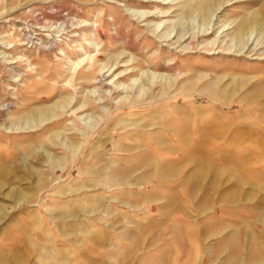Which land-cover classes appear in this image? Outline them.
<instances>
[{"label":"rangeland","instance_id":"rangeland-1","mask_svg":"<svg viewBox=\"0 0 264 264\" xmlns=\"http://www.w3.org/2000/svg\"><path fill=\"white\" fill-rule=\"evenodd\" d=\"M205 2L0 0V155L30 167L0 187L29 198L0 199V252L227 264L246 227L264 257V32L234 35L264 0Z\"/></svg>","mask_w":264,"mask_h":264},{"label":"bare ground","instance_id":"bare-ground-1","mask_svg":"<svg viewBox=\"0 0 264 264\" xmlns=\"http://www.w3.org/2000/svg\"><path fill=\"white\" fill-rule=\"evenodd\" d=\"M209 1L210 0H208V1L206 0V2L204 3V7L208 6ZM144 15H146V13L140 14L141 17H143ZM141 17H140V19H141ZM257 27L260 28V30H262L264 32V13H262V14L261 13H255V14H252L251 16H249L248 18L244 19L236 28V34H234L235 39L236 40H244V44H247L248 42H250V40H252L253 33L257 29ZM256 86H257V90H255L250 95L252 97V99H254V100H257L264 95V89H263L264 85L262 86V89L259 87L260 84L255 85V87ZM244 99L247 100V97H245ZM261 108H259V109H261ZM2 110H3V106H0V111H2ZM45 111H46L45 109H39V110L33 111L32 114L38 116L39 114L42 115ZM34 112H35V114H34ZM38 123H40V122H36L35 124L39 125ZM263 123H264V119H263ZM225 126H228V125H225ZM220 127H223V125H221ZM17 129H19V128H17ZM217 131L218 130H210L209 132L207 131L206 136H219L221 131H218V132ZM263 134H264V132H263ZM243 136H245V134ZM261 137L264 138V135H261ZM238 139H239V137H238ZM233 140H234V138H233ZM28 153H29L30 158H32V159L35 158L34 153L31 150H29ZM9 158L10 157H8V156L0 155V187H2V188H4L6 185L11 184V182H12V180L10 179L11 173L16 172L17 170H24V171L30 172V167L27 164V162L21 164L20 162H18L19 160H16L15 158H13L15 160H13V159L9 160ZM219 173H221V172H219ZM220 178H222V177H220ZM5 198L9 202L12 203V206H10L11 209L15 208L16 205H19L21 203H25L29 200L28 195L26 193H24L22 191H18L14 187L10 188V191H8L5 195L3 193V195L1 196L0 199L4 200ZM224 200H226V199L225 198L221 199V201H224ZM219 202H220V199H219ZM200 205H202V204H200ZM10 207L8 204L0 203V224L3 223L6 216L8 215V211H10ZM201 209H204V207ZM205 209H207V208H205ZM196 210H198V207ZM201 211L202 210H200V213H201ZM197 213H198V211H197ZM261 232H262V238L261 239H264V229L261 230ZM219 233H221V229H215L214 230L213 228H210L209 231H207V236L217 235ZM24 237H25V235H24ZM248 240L251 242H247ZM249 243H252V244L249 246L248 245ZM260 243H261L260 239L257 238V235L253 231L252 232L248 231V228L245 227L239 231L237 237L235 236L234 238H231V240L227 242V246L222 241L216 248L215 256L217 257L220 254H222L223 252L228 250V251H232V253L234 252V254H231L232 255L231 257H233V262H229V263L227 262V264H237V263L238 264H242V263H244V264H256V263H259L260 260H262L264 258V257H262L263 249H262V247H260ZM24 249L27 251L28 246H24L23 250ZM249 249H250V253H249V257L247 258L246 256H244V254ZM26 261H27V259L25 258L24 253H22V248H14L13 253H11L9 255L0 252V264H23V263H27Z\"/></svg>","mask_w":264,"mask_h":264},{"label":"crops","instance_id":"crops-1","mask_svg":"<svg viewBox=\"0 0 264 264\" xmlns=\"http://www.w3.org/2000/svg\"><path fill=\"white\" fill-rule=\"evenodd\" d=\"M236 187H237V184H236V185H231V186H230V188H232L231 190L236 189ZM230 188H229V189H230ZM225 192H228V191H225ZM225 192H224V193H225ZM233 205H234V206H237L238 204L234 203ZM231 206H232V205H231Z\"/></svg>","mask_w":264,"mask_h":264}]
</instances>
